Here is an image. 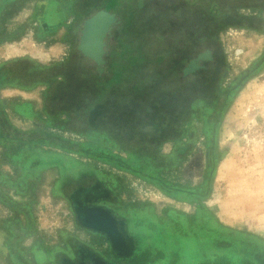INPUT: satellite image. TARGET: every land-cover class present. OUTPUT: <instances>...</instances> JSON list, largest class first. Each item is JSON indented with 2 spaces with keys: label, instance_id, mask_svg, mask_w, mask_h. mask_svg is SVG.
Instances as JSON below:
<instances>
[{
  "label": "rangeland",
  "instance_id": "rangeland-1",
  "mask_svg": "<svg viewBox=\"0 0 264 264\" xmlns=\"http://www.w3.org/2000/svg\"><path fill=\"white\" fill-rule=\"evenodd\" d=\"M179 1L195 0H0V67L12 72L8 84L0 87V108L7 123L21 133H45L68 147L86 143L63 130L69 126L62 123L65 113L84 106L93 92L87 87L95 66L76 51L82 22L102 8L118 18L108 39L104 74L99 75L106 78L131 59L134 43L162 44L159 51L165 48V42L156 41L154 18ZM245 1L216 0L213 12L229 7L231 13L257 17L264 26V0L253 13L246 7L237 9ZM223 27L216 41L221 87H238L218 131L217 167L202 209L115 167L105 161L106 155L84 156L54 146L0 141V264H63L74 259L70 247L91 249L111 264H258L252 255L240 253L239 240H232L238 235L264 247V211L260 216L258 208L264 204V32ZM40 69L49 74L42 75ZM61 71L69 75L67 86L49 89L42 83ZM78 81L86 86L79 100L73 96ZM190 128L196 131L195 143L184 159L176 161L169 179L191 189L202 184L206 162L201 126L193 122ZM105 146L104 153L124 157ZM162 147L160 153L166 156L172 144ZM31 148L42 156L29 173ZM94 182L110 191L123 219L133 227L128 232L138 243L128 257L111 256L104 241L74 224L68 195L79 185ZM200 225V235L195 236ZM203 240L210 244L204 246ZM223 242L227 247L221 246Z\"/></svg>",
  "mask_w": 264,
  "mask_h": 264
},
{
  "label": "trees",
  "instance_id": "trees-1",
  "mask_svg": "<svg viewBox=\"0 0 264 264\" xmlns=\"http://www.w3.org/2000/svg\"><path fill=\"white\" fill-rule=\"evenodd\" d=\"M262 2L263 0H246V5L238 6L237 9L246 7L253 13L261 8ZM214 7H217L216 0L179 1L163 16L154 18L157 27L156 41L165 42L162 51L158 50L162 44L139 46L134 43L131 59L117 67L114 73L111 72L106 78L93 73L87 87L93 92L84 99L85 105L81 108L75 106L72 112H66V119L62 122L69 126L62 128L63 130L84 138L86 143L68 147L54 143L53 138L45 133H21L7 123L2 108L0 141L54 146L84 156L106 155L105 161L115 167L153 184L173 199L196 203L202 209L201 201L211 187L217 167L218 131L238 87H221L222 63L216 57L217 33L224 25L229 24L264 32V26H261L257 17L231 13L229 7L224 9L225 6L221 10L218 7V11L214 13ZM206 48L214 52L213 61L204 70L182 77V68ZM154 49L157 51L154 52ZM40 70L42 75L49 74L48 70ZM11 75V71H7L4 66L0 67V87L8 84L7 80ZM133 77L136 79L131 84L129 80ZM42 83L49 89L55 85L64 87L70 84V78L66 71H61L57 77L49 75ZM85 87L83 82H75L73 96L79 100ZM124 91H128L125 96ZM193 122L201 126L206 165L202 184L190 189L177 185L175 180L170 182L169 178L178 166L176 161L184 159L195 143L196 131L190 128ZM44 125L51 127L48 121ZM106 143L111 146H105ZM166 143L172 144V149L164 156L160 150ZM104 146L124 154V157L104 153ZM28 150L31 151L32 148ZM31 152L30 162L26 165L29 173L36 167L33 162L39 163L42 156L37 151ZM55 158L59 159V156ZM46 165L52 166L53 163L45 162ZM202 228L203 225H200L196 229L195 236L200 235L199 230ZM201 236L207 237L203 232ZM233 236V242L239 240L243 244L240 253L252 255L257 262H264L263 246L253 239ZM213 241L212 239L211 243ZM202 244L207 246L210 243L203 240ZM227 245L221 243V246Z\"/></svg>",
  "mask_w": 264,
  "mask_h": 264
},
{
  "label": "flooded vegetation",
  "instance_id": "flooded-vegetation-1",
  "mask_svg": "<svg viewBox=\"0 0 264 264\" xmlns=\"http://www.w3.org/2000/svg\"><path fill=\"white\" fill-rule=\"evenodd\" d=\"M212 61L213 56L210 62L202 64H209ZM68 201L74 224L81 230L96 235L101 241H104L105 251H108L111 256L124 258L134 253L138 240L134 239L132 232L131 234L128 232L133 227L130 228L129 222L127 223L123 219L110 191L101 183L79 185L69 193ZM135 228L138 226L136 225ZM69 249L74 259L63 264H111L105 259H101L100 255L91 249L74 250L71 247ZM105 251H103L104 254H106ZM258 264L264 263L258 262Z\"/></svg>",
  "mask_w": 264,
  "mask_h": 264
},
{
  "label": "water",
  "instance_id": "water-1",
  "mask_svg": "<svg viewBox=\"0 0 264 264\" xmlns=\"http://www.w3.org/2000/svg\"><path fill=\"white\" fill-rule=\"evenodd\" d=\"M117 23V16L102 8L84 19L79 30L76 51L81 58L89 60L94 64L95 71L98 75L104 74L108 39L113 26ZM211 60V51L209 49L204 50L196 57L190 59L182 68V77H187L192 73L205 69L202 63L210 62Z\"/></svg>",
  "mask_w": 264,
  "mask_h": 264
},
{
  "label": "crops",
  "instance_id": "crops-1",
  "mask_svg": "<svg viewBox=\"0 0 264 264\" xmlns=\"http://www.w3.org/2000/svg\"><path fill=\"white\" fill-rule=\"evenodd\" d=\"M162 146H164V144L162 145ZM163 148V147H162ZM162 154H164V152H162ZM165 156V155H164ZM260 203V202H259ZM247 209H250V207L248 206V207H246ZM258 208H259V210H260V216H262L261 215V211L263 210L264 211V204H259L258 205ZM262 219V217L260 218V220Z\"/></svg>",
  "mask_w": 264,
  "mask_h": 264
}]
</instances>
